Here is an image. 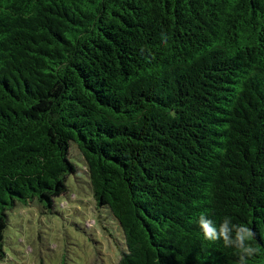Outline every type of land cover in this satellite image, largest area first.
<instances>
[{
    "label": "trees",
    "instance_id": "obj_1",
    "mask_svg": "<svg viewBox=\"0 0 264 264\" xmlns=\"http://www.w3.org/2000/svg\"><path fill=\"white\" fill-rule=\"evenodd\" d=\"M78 189L116 264H239L201 215L264 264V0H0V264L9 211Z\"/></svg>",
    "mask_w": 264,
    "mask_h": 264
},
{
    "label": "rangeland",
    "instance_id": "obj_2",
    "mask_svg": "<svg viewBox=\"0 0 264 264\" xmlns=\"http://www.w3.org/2000/svg\"><path fill=\"white\" fill-rule=\"evenodd\" d=\"M78 191L56 197L50 210L31 202L9 211L1 264H116L118 232L88 193Z\"/></svg>",
    "mask_w": 264,
    "mask_h": 264
},
{
    "label": "clouds",
    "instance_id": "obj_3",
    "mask_svg": "<svg viewBox=\"0 0 264 264\" xmlns=\"http://www.w3.org/2000/svg\"><path fill=\"white\" fill-rule=\"evenodd\" d=\"M198 222L205 239L209 241L223 240L225 246H234L240 250L239 264H247L246 257H251L258 252L257 248L247 243L254 237V233L247 226L231 225L230 221L225 219L217 228L204 215L199 217ZM233 232L235 233L234 237Z\"/></svg>",
    "mask_w": 264,
    "mask_h": 264
}]
</instances>
